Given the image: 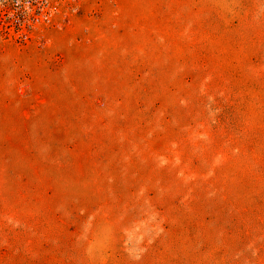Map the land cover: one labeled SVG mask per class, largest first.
<instances>
[{
    "label": "rangeland",
    "instance_id": "rangeland-1",
    "mask_svg": "<svg viewBox=\"0 0 264 264\" xmlns=\"http://www.w3.org/2000/svg\"><path fill=\"white\" fill-rule=\"evenodd\" d=\"M0 33V264H264V0H63Z\"/></svg>",
    "mask_w": 264,
    "mask_h": 264
},
{
    "label": "built area",
    "instance_id": "built-area-1",
    "mask_svg": "<svg viewBox=\"0 0 264 264\" xmlns=\"http://www.w3.org/2000/svg\"><path fill=\"white\" fill-rule=\"evenodd\" d=\"M63 0H0V33L27 40L29 31L49 26Z\"/></svg>",
    "mask_w": 264,
    "mask_h": 264
}]
</instances>
